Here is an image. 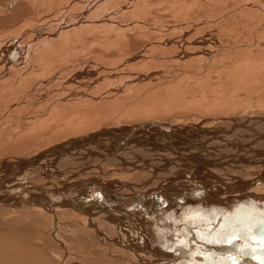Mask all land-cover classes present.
Returning a JSON list of instances; mask_svg holds the SVG:
<instances>
[{
    "label": "bare ground",
    "instance_id": "6f19581e",
    "mask_svg": "<svg viewBox=\"0 0 264 264\" xmlns=\"http://www.w3.org/2000/svg\"><path fill=\"white\" fill-rule=\"evenodd\" d=\"M19 1L48 13L18 17L5 28L11 37L0 35V99L29 77L50 97L45 110L16 123L20 133L42 137L37 147L0 153V213L33 227L13 239L51 264H264V62L254 55L264 60L260 0H235L233 8L220 0L216 9L157 1L169 17L151 15L147 0ZM7 7L0 13L16 18ZM234 15L246 30L262 27L261 44L247 54L236 47L226 64L220 60L222 72L203 75L192 61L224 48L218 32L243 34L240 20L228 25ZM99 29L102 44L86 38ZM114 48L119 57L103 64ZM89 53L97 60L85 59ZM149 88L127 118L131 98Z\"/></svg>",
    "mask_w": 264,
    "mask_h": 264
},
{
    "label": "rangeland",
    "instance_id": "374dc122",
    "mask_svg": "<svg viewBox=\"0 0 264 264\" xmlns=\"http://www.w3.org/2000/svg\"><path fill=\"white\" fill-rule=\"evenodd\" d=\"M12 1H13V3H12ZM148 1V3L149 4H152L153 5V7H155V9L153 10L152 9V11H151V15H153L154 17H158L160 14H162V13H164L163 15H165L166 17H169V16H171V14H169L168 12H166L164 9L166 8L165 6H160V7H157L156 8V6H158V5H155V4H157L158 2H160L161 0H147ZM158 1V2H157ZM200 1V3H201V5H204L205 7H207L208 6V8H211V9H216V8H220L219 7V4L218 5H215V4H217V3H219V1L220 0H199ZM243 1V0H242ZM256 0H244L243 1V4H245V3H247V2H250V3H253V2H255ZM21 1H19V0H0V8L1 7H7L6 6V4L8 3V4H10V6L9 7H7V9L8 8H10L11 9V12H12V14H15L16 15V18H13L12 17V15H9V13H10V10L8 9L7 10V12L8 13H3V14H1L0 13V35L1 34H3V35H6L7 37H11V35H10V33L12 32V31H14L13 29H11V30H9V31H7V29H5L6 27H11V26H13L15 23H17V22H19V21H21V20H19V21H17V22H15V19L17 20V18L18 17H21V16H28V17H31V18H36V17H38L39 15V13L41 14V15H45L44 13H48V11L47 12H45L46 11V8L45 7H40V11H38V9L35 7L34 9V11H29L28 9V11H26V10H24V8H27V5H26V2H22V3H20ZM34 3H35V1H33ZM240 2H241V0H240ZM154 3V4H153ZM260 4H262L263 6H264V0H260ZM233 5H237V2H235V0H233V2L231 3V4H228V7H236V6H233ZM20 6H23V7H20ZM26 6V7H25ZM88 6H91V5H88ZM17 7H20V8H17ZM165 7V8H164ZM227 7V8H228ZM255 7L256 6H252L251 8L252 9H255ZM87 8H89V7H87ZM244 8H246V7H244ZM247 8H248V5H247ZM90 9V8H89ZM93 9V8H92ZM158 10H159V14H158ZM165 11V12H162V11ZM246 10V9H245ZM156 11H157V13H156ZM34 12H36V14L34 13ZM155 14V15H154ZM209 14V13H208ZM249 14V12L247 11L246 12V16H245V19H248V23H250V22H255L256 20L254 19V18H252V16H254L253 14H251V15H248ZM162 15V16H163ZM10 16V17H9ZM12 17V18H11ZM218 17H219V14H218ZM218 17H216V19L215 20H217L218 19ZM8 18V19H7ZM119 18V17H118ZM128 18H130V20L129 21H131L132 20V16H128ZM148 21H151V20H153L154 18H152L151 20L149 19V17L148 18H146ZM235 20H240V22L238 21V29H239V31L238 32H242L243 34L242 35H238V37L237 36H234L233 35V37H228L227 35H226V38H225V36H223V31H222V33H220V31L218 32V37H215V38H217L216 40H218L219 41V43H220V45H224V48H219V50H217L216 52H214V54H213V56H212V58H211V60H207V58L205 59V58H200V59H197V61L195 62H193L192 61V66H195L196 64L198 65V67L201 69V71L203 70V75H207V74H210V73H215L216 72V74H217V72H218V74H219V71H221V69H222V64H221V66H220V63H222V61H223V64H226V62L224 61L228 56H230L231 55V53H234V51L235 50H237V48L243 53V54H247L248 52H247V50H248V48L249 47H251L250 45H254L253 43H255L257 46H258V44H261L258 40H260V38H258V34L261 32V29H259V28H262L261 26L260 27H258V28H256L253 32L251 31V30H246V28H243L242 26L243 25H241V24H243L245 21H244V18H242L241 16H237V15H234V16H230L229 17V21L230 22H228V25L229 26H231V27H233L234 25L232 24V22H234ZM241 20H243V21H241ZM213 22H215V21H213ZM220 22V21H219ZM246 24H247V22H245ZM244 23V24H245ZM150 24H152V23H150ZM233 25V26H232ZM229 26H228V29H229ZM246 26V25H245ZM230 27V28H231ZM20 29V28H19ZM241 29H244V30H241ZM70 30V29H69ZM258 30H259V33H258ZM40 31V30H39ZM101 29H99V30H97V33L95 34H88L87 35V39L89 40V41H100L99 42V44L101 43H103V41H104V39H105V35H104V37L102 36V34H101ZM247 31V32H246ZM100 32V33H99ZM246 32V33H245ZM250 32V33H249ZM104 33V32H103ZM247 33H249V34H247ZM252 33V34H251ZM101 34V35H100ZM106 34V33H105ZM254 34V35H253ZM91 35H93V37H90ZM131 35V36H130ZM249 37H248V36ZM252 37H251V36ZM256 35V36H255ZM133 36H134V34H133ZM241 36V37H240ZM99 37V38H98ZM127 37H129V38H131V40L130 41H135V40H137L136 38H133L132 37V34H129V36H127ZM245 39V38H247V41L246 40H242L243 38ZM214 38V39H215ZM219 38V39H218ZM236 38H239V39H236ZM255 38H256V40H255ZM97 39V40H96ZM231 39H232V41H231ZM254 39V40H253ZM231 41V43H230V41ZM235 40H236V42H235ZM132 41V42H133ZM221 41V42H220ZM239 41V42H238ZM243 41V42H242ZM253 41V42H252ZM257 41H258V43H257ZM131 42V44H133ZM228 42H229V44L231 45H229L228 44ZM233 43H235V44H233ZM241 43V44H240ZM243 43H245L244 45H242ZM252 43V44H251ZM139 44H141V43H139ZM136 45V44H135ZM233 45V46H232ZM134 46V45H133ZM240 46H242V47H240ZM237 47V48H236ZM248 47V48H247ZM230 48V49H229ZM240 48H242V49H240ZM261 48H263V46L261 45ZM116 49L114 48V49H112V51H110V52H108V53H106L104 56H103V58L100 60V61H102V63L103 64H106V63H108V61H111L112 59H117V57H119L118 55H119V52H117V50L115 51ZM244 50H246V51H244ZM95 52H98L97 51V49H95L94 50ZM227 52L230 54H227ZM90 53H92L91 51H90ZM89 53V54H90ZM220 54V55H219ZM221 54H222V56H221ZM260 53H258V52H256L254 55L255 56H258V60L260 61V60H262L263 62H264V60H263V57H262V55H259ZM34 55V52L32 53V56ZM254 55H253V57H252V59H254L255 57H254ZM264 55V54H263ZM88 57H86L85 59H87L88 61H92V60H95V58L96 57H94V58H92V57H90L91 56V54L90 55H87ZM235 56H237V55H235ZM1 57V56H0ZM218 59H217V58ZM215 58V59H214ZM241 58V57H240ZM103 59H104V62H103ZM109 59V60H108ZM119 59V58H118ZM8 60V62L10 61V63H11V65H14V60L12 59V58H10V59H7ZM96 60H97V58H96ZM220 60H222V61H220ZM249 61H251V59H248ZM2 61L3 60H1V58H0V68H1V64H2ZM80 61V60H79ZM228 61H230V60H228ZM257 62V64H261L262 62L260 61V62ZM196 63V64H195ZM201 63V64H200ZM214 63V64H213ZM199 64H200V66H199ZM256 64V63H255ZM11 65H8V63L6 64V66H7V68H10V66ZM183 65H184V63H183ZM202 67H203V69H202ZM205 68V69H204ZM206 68H207V70H210V73L208 72V71H206ZM170 70V68L169 67H167L166 66V70ZM188 69H191V68H188ZM182 70V69H181ZM183 70H185V68L183 69ZM6 71L8 72V73H12V71L13 70H9V69H6ZM222 72V71H221ZM14 74H16V72L14 73ZM170 74H173V72H171ZM179 74H181L180 76H183V75H185V73H184V71H179ZM217 74V75H218ZM224 75V74H223ZM15 76V75H14ZM179 76V77H180ZM215 77V76H214ZM214 77L213 78H211L210 80H214ZM16 78V77H15ZM182 78V77H181ZM180 78V79H181ZM217 79V78H216ZM38 79H34L33 77H29V78H27V79H25L24 81H21L17 86H15V87H12V88H10V89H8V91H6V94L5 95H3V99H0V144H2L1 146H0V153L2 152V153H7V151H8V153L7 154H9V155H11V154H22L23 152V154H26V153H28L29 151L28 150H30V152H32L36 147H37V144L39 143L38 141H40V139H42V137L41 136H39V134L38 133H36V136H34L35 135V133H33V134H31V133H27V134H22V133H20L19 132V130L21 129V126L19 127V128H17V126H16V123H18V121L17 120H21V118L22 117H24L26 114H28V113H31V114H33V113H35V114H39V112L41 111L42 112V110L44 109L45 110V106L44 105H46L47 104V102H49V101H47V99L46 98H49L50 97V94L48 93V95L45 97V95L43 94V92H46V90H48V89H50L48 86H39V87H37L36 86V82H34V81H37ZM27 81V82H26ZM32 82V83H31ZM23 84V85H22ZM35 85V86H34ZM201 85H203V84H200L199 86L200 87H206L205 85H203V86H201ZM32 86H34L33 88H34V91H33V88H32ZM210 86H211V84H210ZM30 87V88H29ZM36 87H37V90H36ZM48 87V88H47ZM40 88V89H39ZM47 88V89H46ZM211 88H213L212 86H211ZM44 90L43 92H42V90ZM36 90V91H35ZM147 91H150L151 92V90H150V88L149 89H147V90H145L144 92H143V94H142V92L140 93V95H136V96H134V99L133 98H131V100L129 101L130 103H131V106H127V109H129V111L131 112V116H128L127 118H130V117H132V115H134V114H136L137 112L136 111H134L135 113H133L132 114V110H134L135 109V107L136 106H134L135 104L137 105V103H136V99H140V101H142V99L144 100L145 99V95L146 94H144V93H146ZM22 92V93H21ZM31 92V93H30ZM140 92V91H139ZM27 93V94H26ZM39 93H41V95H39ZM238 93H240V92H238ZM228 94H230V93H228ZM44 95V96H43ZM240 95H244V97L246 96L245 94H240ZM5 96V97H4ZM16 98H15V97ZM33 96V97H32ZM42 96V97H41ZM139 96V97H138ZM9 97H10V99H9ZM25 97V98H24ZM41 98V99H40ZM13 99V100H12ZM15 99V100H14ZM30 99V100H29ZM38 99V100H37ZM11 100H12V102H11ZM37 100V101H36ZM40 100V101H39ZM134 100H135V102H134ZM35 101V103H33ZM44 101V102H43ZM132 101V102H131ZM5 102H7V103H5ZM25 102V103H24ZM9 103V104H8ZM12 103V104H11ZM16 103V104H15ZM24 103V104H23ZM32 104V105H30V104ZM7 106H6V105ZM36 104V105H35ZM160 104V103H159ZM5 105V106H4ZM16 105V106H15ZM39 105V106H38ZM160 105H162V104H160ZM10 106V107H9ZM14 106V107H13ZM2 107V108H1ZM37 107V108H36ZM43 107V108H42ZM6 110H5V109ZM149 109H152L151 107H148ZM10 109V110H9ZM36 109V110H35ZM9 110V111H8ZM12 110V111H11ZM5 111V112H4ZM11 111V112H10ZM20 111V112H19ZM24 111H26L25 113H24ZM127 111V110H126ZM3 112V113H2ZM28 112V113H27ZM5 113H7V114H5ZM94 113V112H93ZM2 114V115H1ZM13 114V115H12ZM19 114V115H18ZM23 114V115H22ZM41 114V113H40ZM165 115H166V113H164ZM7 115V116H6ZM127 114H125L124 113V116H126ZM16 116V117H15ZM5 117V118H4ZM118 117V116H117ZM122 117H123V114H122ZM118 118H120V117H118ZM118 118H116V120H118ZM3 120H5V121H3ZM3 124H6V125H3ZM10 124V125H9ZM11 124H13V125H11ZM52 125H54L55 124V122H52L51 123ZM1 125H3L2 126V128H1ZM21 125V124H20ZM52 125H50L51 127H49V128H47L45 131H43L44 132V135H46V134H48V135H50V129L52 130V129H54V126H52ZM5 126V127H4ZM12 127V128H11ZM16 127V128H15ZM17 129V130H16ZM7 131V132H6ZM15 133H14V132ZM18 131V132H17ZM5 132V133H4ZM59 132V131H58ZM38 134V135H37ZM13 135V136H12ZM9 138H8V137ZM11 136H12V138H11ZM17 136H18V140H16L17 139ZM21 137V138H20ZM39 137H40V139H39ZM10 138H11V140H10ZM37 139H38V141H37ZM44 139V138H43ZM21 140V141H20ZM16 141V142H15ZM18 141V142H17ZM4 144H7V145H5L4 146ZM11 144V145H10ZM15 145V146H14ZM26 145V146H25ZM36 147H35V146ZM7 146V147H6ZM25 146V147H24ZM29 146V147H28ZM3 147V148H2ZM32 147V148H31ZM18 149V150H17ZM20 149H22V150H20ZM32 149V150H31ZM3 150H4V152H3ZM7 150V151H6ZM26 151V152H25ZM5 217V218H4ZM9 216H6L5 214H1L0 213V264H51V263H47L46 262V260L43 258L44 257V255L43 254H41V252H40V250L39 249H35V250H38V251H35L34 249H32L31 248V246L29 245H27V243H26V241L25 242H23V244H21V245H23L22 247H21V245L19 244V241L17 242L15 239H13L15 236L16 237H18V236H22L21 234H23V236H24V234L25 233H22V231H25L26 233H27V231H30V230H33V227L32 226H30L29 227V225H30V222H26L25 220H24V222L22 223V218H23V216H20V217H15L14 219L12 218L11 219V217H10V219L8 218ZM2 218V219H1ZM3 218H4V220H3ZM20 223V224H19ZM27 224H29V225H27ZM9 228V229H8ZM23 229V230H22ZM3 233H2V232ZM6 231V232H5ZM18 233V234H17ZM26 235V234H25ZM3 239V240H2ZM5 240V241H4ZM5 242V243H4ZM79 245H81L83 242H81V241H79V242H77ZM18 244V245H17ZM86 244V242H84V244L83 245H85ZM24 245H27L28 246V249H30V251L29 250H27L26 248L27 247H25ZM4 246V247H3ZM8 248V249H7ZM34 250L35 252H37V254H35V252H33L32 250ZM32 251V252H31ZM5 252V253H4ZM38 252H40V253H38ZM74 253H77L78 255H79V251H73ZM6 254V255H5ZM2 255V256H1ZM39 258H38V257ZM45 256H47V255H45ZM35 257V258H34ZM37 257V258H36ZM40 257H42V258H40ZM46 258V257H45ZM38 259V260H37ZM40 260V261H39ZM46 262V263H45ZM111 264H116V263H111ZM117 264H119V262H117Z\"/></svg>",
    "mask_w": 264,
    "mask_h": 264
}]
</instances>
